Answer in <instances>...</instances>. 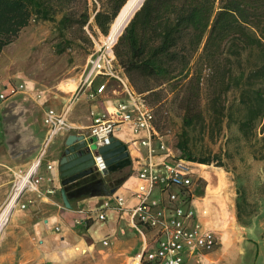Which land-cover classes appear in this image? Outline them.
Instances as JSON below:
<instances>
[{
	"label": "rangeland",
	"instance_id": "1",
	"mask_svg": "<svg viewBox=\"0 0 264 264\" xmlns=\"http://www.w3.org/2000/svg\"><path fill=\"white\" fill-rule=\"evenodd\" d=\"M87 2L91 17L84 28V33L90 41L79 40L64 53H57L56 49L61 39L58 37L56 22L33 21L0 54V85L21 82L27 84L25 90L9 100L1 133L0 208L12 197L21 176L27 173V168L39 156L46 135L45 111L50 107L58 109L66 105L69 107V101L75 98L70 100L72 93L65 90L64 83L71 80L76 82L80 80L81 83L84 80L92 54L100 56L104 53L107 57L113 54L112 48L118 39L110 49L106 39L110 29L105 35L94 22L95 10L107 9V1L87 0ZM262 29L260 34L264 37V27ZM202 48L203 46L200 48V53ZM263 60L264 56L259 49L247 50L242 56V63L235 64L234 73L240 75V71L247 72L252 66L263 62ZM196 63L197 59L195 58L193 67H196ZM207 74L208 69H205L199 106L203 109L208 122L210 88ZM112 87L120 88L118 83L110 80L107 85L110 94ZM190 87L184 86L173 90L170 85L164 86L162 101L157 103L159 112L156 114L158 125L161 128L159 132L166 136L170 146L178 155L182 154L176 148V143L179 134L186 129L195 156L217 155L224 164V166L218 167L215 161L207 166L217 168L219 173L223 171L226 175L227 205L232 216L228 228L230 246L225 253L220 238V246L216 249V253L211 255L209 264H264V160L254 158V153L261 151L264 144L263 122L257 125L250 138H246L240 132L236 120L242 118L244 111L238 103V89L233 88L227 93L225 99V104L230 106L228 112L231 113L232 118L231 120L225 119L223 130L219 135L211 136L203 125L185 128L183 126V102L181 103L180 100L182 97L185 100L192 98ZM82 94L75 100L78 104L77 108H80L81 112L79 110L75 116L71 115L70 123L88 119L92 103ZM161 103L162 105H160ZM71 125L73 128L69 132L75 129L72 123ZM58 142L59 137L51 144L48 154L53 152ZM92 149L96 150V145H93ZM46 157L42 160L41 166L45 164ZM108 170V175L95 172L80 179L76 184L77 193L82 198L108 194L111 188L120 185L132 173V162L125 159L115 163ZM200 175L201 184L195 194L197 198H201L200 203H202L209 183L202 176L201 171ZM217 182L218 177H214L213 184L216 185ZM38 196L39 191L29 188L22 191L8 221L0 232V237L9 225L12 216L23 212L28 213L29 209L37 204ZM237 203H240L241 206L240 220L236 218ZM22 204L27 206L22 208ZM208 210H210L209 215L211 216L213 212L211 209ZM120 232L121 239L128 241V235L123 231ZM128 260L125 259L126 262Z\"/></svg>",
	"mask_w": 264,
	"mask_h": 264
},
{
	"label": "trees",
	"instance_id": "2",
	"mask_svg": "<svg viewBox=\"0 0 264 264\" xmlns=\"http://www.w3.org/2000/svg\"><path fill=\"white\" fill-rule=\"evenodd\" d=\"M106 1L107 9L95 10L94 14L95 24L105 35L127 0ZM87 3L0 0V54L33 21L56 22L61 39L57 53H64L79 40L90 41L84 33L91 17ZM262 27L264 0H145L113 47L115 68L129 89L153 110L159 131L157 103L162 101L164 86L170 85L173 90L191 86L192 98L180 100L183 126L203 125L211 136L222 132L226 118L231 120L225 99L230 90L237 88L244 115L236 122L240 132L250 138L261 122L264 132V60L247 72L240 71V75L234 73V66L242 63L247 50L259 49L264 56ZM195 58L197 65L193 67ZM205 69L210 88L208 122L199 106ZM176 148L181 157L196 163L211 165L216 161V166H224L217 155L195 156L186 129L179 134ZM254 158L264 160V144ZM240 217L241 206L237 203V219ZM89 226L87 223L85 229Z\"/></svg>",
	"mask_w": 264,
	"mask_h": 264
},
{
	"label": "built area",
	"instance_id": "3",
	"mask_svg": "<svg viewBox=\"0 0 264 264\" xmlns=\"http://www.w3.org/2000/svg\"><path fill=\"white\" fill-rule=\"evenodd\" d=\"M112 47V46H111ZM110 47V49H111ZM114 53L107 57L102 54L90 57L89 69L84 80L74 92L71 104L82 93L88 83L97 78L118 83L123 90L121 100L116 103L113 116L91 111V123L86 139H92L96 146H105L115 138L121 124H128L136 135L135 141L146 151L137 171L139 184L133 195L135 205L128 207L122 196L108 193L107 200L99 210H78L83 219L77 223L87 224L91 220L103 221L108 209H116L131 216V225L142 237L141 251L136 255L135 264H202L206 256L218 249L220 237L212 229L204 226L195 208L196 190L201 184L198 163L178 155L170 146L166 136L155 127L153 110L142 97L131 91L115 68ZM108 83L103 82L96 89L87 92L89 100H96L104 94ZM27 88L26 82L0 85V136L3 130L6 108L9 100ZM69 107L63 112L48 108L44 114L46 135L41 145L37 165L31 173L26 188L39 191L41 177L38 169L46 157L53 141L61 133L73 127L68 121ZM116 139V138H115ZM97 172L107 175L109 166L101 155L95 156ZM51 169L52 165H48ZM18 185L15 189V192ZM17 198V200H18ZM27 205L22 204V208ZM203 210V214H205ZM104 245L109 241L105 239Z\"/></svg>",
	"mask_w": 264,
	"mask_h": 264
},
{
	"label": "crops",
	"instance_id": "4",
	"mask_svg": "<svg viewBox=\"0 0 264 264\" xmlns=\"http://www.w3.org/2000/svg\"><path fill=\"white\" fill-rule=\"evenodd\" d=\"M103 82L108 83L103 78H97L91 86L87 83L82 89V95L92 103L88 119L82 122H71L75 129L56 137V139L59 137L56 148L51 154L47 152L45 164L38 169L41 179L38 185L37 204L29 209L28 213L13 215L0 237V264H135L136 255L142 249L143 239L132 227L131 216L126 212L108 209L105 220H91L88 222L90 226L85 229V223H77L78 219H83V215L78 213V210L101 209L108 194L82 198L77 193V182L66 186L62 184L57 167V161L61 158L69 136L88 135L92 110L107 117L114 115L116 103L123 95L122 88L112 87L111 94L107 89L96 100L87 98L88 90L96 89ZM74 92H70L72 93L70 100ZM75 100L72 104L69 101L68 121L71 115L75 116L80 110ZM67 106L59 109L50 108L63 112ZM115 138L127 147L129 155L126 160L132 162V173L109 192L124 197L126 205L132 207L137 202L133 195L139 184L137 171L144 160L146 151L135 141L136 135L128 124L119 126ZM48 165H52V168L49 169ZM63 188L67 193L70 208L63 201ZM200 200L201 198L198 197L194 203L199 212V219L203 223L205 209L200 205ZM120 231L128 235V241L121 239ZM105 239L109 241L108 245L103 244ZM228 242L230 246V233ZM123 244L126 246H121ZM229 246L226 247L223 243L225 253ZM214 253L216 252L209 253L202 264H209L210 257ZM125 259L129 260L126 262Z\"/></svg>",
	"mask_w": 264,
	"mask_h": 264
},
{
	"label": "bare ground",
	"instance_id": "5",
	"mask_svg": "<svg viewBox=\"0 0 264 264\" xmlns=\"http://www.w3.org/2000/svg\"><path fill=\"white\" fill-rule=\"evenodd\" d=\"M142 2L143 0H127V2L124 4L122 9L118 13L117 17L114 19L110 27V33L108 37L106 36L108 47H111L118 39V37L122 34L125 27L132 19L135 11L139 8ZM79 84H80V80H78L77 82L71 80L65 82L63 87L67 92H74ZM37 160L38 158L35 159L34 163L31 166H29V168H27L28 169L27 173L25 175H22L19 184L17 183L18 188L16 192L13 195H11L12 197L5 203L3 207L0 208V232L3 229L4 225L6 224V222L8 221L10 217V213L12 212L13 208L16 206L19 193L25 187L31 173L34 171L37 165ZM198 167L199 170L202 172V176L207 180V183H209L208 187L206 186L207 193H205L206 195H204V198L201 201L202 203H200V205L203 206L206 211L204 214L205 219L203 220V224L205 227L212 229L217 234H219L222 242L225 244L226 247H228L229 246L228 228L232 216L227 205L228 193H226V188H227V183L225 181L226 175L223 173V171L222 173H219L217 168H213L211 166L200 164ZM214 177H218V182L216 183V185L213 184ZM208 209H211V211L213 212L211 216L209 215L210 210Z\"/></svg>",
	"mask_w": 264,
	"mask_h": 264
},
{
	"label": "water",
	"instance_id": "6",
	"mask_svg": "<svg viewBox=\"0 0 264 264\" xmlns=\"http://www.w3.org/2000/svg\"><path fill=\"white\" fill-rule=\"evenodd\" d=\"M144 1L135 13L140 9ZM93 145H95L93 140L86 139L85 135L69 136L61 158L57 161L58 171L64 186L78 182L80 179L97 172L95 156L101 155L106 165L110 168L115 163L125 160L129 155L127 147L115 138H112L109 145L96 146V150L92 149ZM62 196L65 205L70 208L71 205L64 188L62 189Z\"/></svg>",
	"mask_w": 264,
	"mask_h": 264
}]
</instances>
